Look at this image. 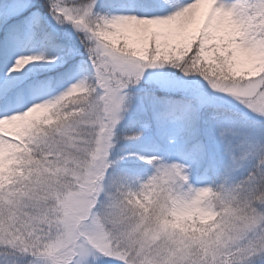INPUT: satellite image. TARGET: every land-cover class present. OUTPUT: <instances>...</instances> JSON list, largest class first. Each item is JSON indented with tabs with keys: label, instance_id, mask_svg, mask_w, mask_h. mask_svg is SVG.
Here are the masks:
<instances>
[{
	"label": "snow or ice",
	"instance_id": "snow-or-ice-1",
	"mask_svg": "<svg viewBox=\"0 0 264 264\" xmlns=\"http://www.w3.org/2000/svg\"><path fill=\"white\" fill-rule=\"evenodd\" d=\"M107 262L264 264V0L0 6V264Z\"/></svg>",
	"mask_w": 264,
	"mask_h": 264
},
{
	"label": "rangeland",
	"instance_id": "rangeland-1",
	"mask_svg": "<svg viewBox=\"0 0 264 264\" xmlns=\"http://www.w3.org/2000/svg\"><path fill=\"white\" fill-rule=\"evenodd\" d=\"M8 3H9V0L7 1V2H5L4 0H0V6H4V7H7L8 6ZM37 3H42V0H37ZM243 112H245L246 114H248L247 112H246V110H244V109H242V108H240ZM250 115V114H249ZM127 119V118H126ZM126 119H125V121H123L122 122V124H121V126H120V130L118 131V136L121 134V128H122V125H125V122H126ZM253 125L254 126H259L260 127V124L259 123H253ZM141 141V140H140ZM142 145H143V147L140 149V150H135L136 152H141V151H143L144 150V148H145V145H144V142L142 143ZM167 145V144H166ZM122 150H125L123 147H122V145L120 144L119 145V143H117L116 144V146H115V148L113 149V152H112V155L113 154H115V157H118L120 154H121V152H122ZM170 150V146L169 145H167V150L166 151H163L161 148H160V150H159V152L157 153V154H159V155H164V156H166L167 154H168V151ZM128 151H132V150H130V149H128ZM135 162H142V161H139V160H134ZM125 164L123 161H121V160H117V165H123V164ZM137 175V174H136ZM142 178V177H141ZM108 264H111V262H108Z\"/></svg>",
	"mask_w": 264,
	"mask_h": 264
},
{
	"label": "clouds",
	"instance_id": "clouds-1",
	"mask_svg": "<svg viewBox=\"0 0 264 264\" xmlns=\"http://www.w3.org/2000/svg\"><path fill=\"white\" fill-rule=\"evenodd\" d=\"M197 216L202 222L210 220L212 218L211 213L204 211L200 207H196L191 209L190 211L187 212H180L177 214V223L182 224L185 219L190 218L191 216Z\"/></svg>",
	"mask_w": 264,
	"mask_h": 264
},
{
	"label": "trees",
	"instance_id": "trees-1",
	"mask_svg": "<svg viewBox=\"0 0 264 264\" xmlns=\"http://www.w3.org/2000/svg\"><path fill=\"white\" fill-rule=\"evenodd\" d=\"M131 91H133V94H135V90H131ZM127 121H128V119H126L125 125H122V128H126V129H124L122 132H127V129L129 128V127H128V122H127ZM122 128H121V129H122Z\"/></svg>",
	"mask_w": 264,
	"mask_h": 264
}]
</instances>
